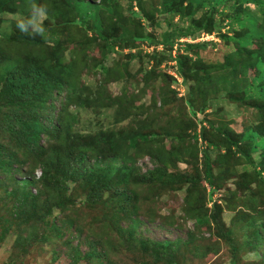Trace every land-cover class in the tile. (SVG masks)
<instances>
[{
  "label": "trees",
  "instance_id": "obj_1",
  "mask_svg": "<svg viewBox=\"0 0 264 264\" xmlns=\"http://www.w3.org/2000/svg\"><path fill=\"white\" fill-rule=\"evenodd\" d=\"M134 1H137L141 9L140 12H133V17L142 13L140 18L148 19L153 27L162 29L160 36L150 32L146 33L141 28V22H138L139 30H136L134 37L127 36L126 34L131 30L124 32L121 28V25H124V20L117 15L119 8L117 0H100L98 3L90 0H64L68 8L73 11V15L69 17L62 13L56 14L54 18H48L44 25L47 32H44L43 35L35 34L31 30L27 34L22 33L16 26L17 22L13 24L14 29L10 36L0 33V176L13 179L19 169H26L23 171L26 176L24 180L13 179L14 184H17L21 190L14 189L8 192L9 195L16 198L15 215L23 217V220L16 222L11 215L0 214V236L13 231L18 234L16 243L20 242L22 238L20 233L30 220H46L47 222L54 215V210L68 212L73 209L76 199L74 193H70L68 190V185L72 184L85 195L84 203L88 207L91 208L97 204L106 205V208L111 209V217L114 220L121 219L125 210L128 213L139 210V193L136 186H145L147 183L149 186L155 185V187L161 186L162 188L187 186V211L195 219L197 225L199 227L214 225L219 229L221 238L224 236L226 240L233 243L227 234L230 231H222L218 215L214 211L208 214V210L202 206V201L206 199V190L201 189L202 182L209 184L210 189L214 192L216 190V168L225 165L223 162L229 161V157L233 156L235 159L237 157L248 162L255 169L264 187V124L254 132L247 131L242 134H234L230 130L210 125L213 132L209 133L210 130L202 127L199 136L197 134L198 127L191 123L189 127L195 131L191 136L194 141L192 143V140L187 139L189 136L186 131L178 132L179 125L172 121L173 116L169 117L167 113L163 114V118L168 119L160 124L155 118H152L151 122L147 118L140 119L138 114L137 116L135 114L136 111L137 113L142 111V108L137 109L140 107L137 106V96L133 95L130 90L113 96L107 87L105 88L106 82H101L93 87L77 85L74 88L78 90V94H83L79 96L78 102L84 103L96 112L116 108V116L112 123L107 125L108 127L84 134L75 131L72 125L77 122L78 118L69 112L67 105L62 109L68 118H65V121L61 120L59 127H51L50 137H42L47 126L40 117V110L45 108L50 97L58 95L64 88L63 78H66L58 77L56 75L58 71L53 74L54 77H51L48 67H53L57 61L65 57V54L61 52L62 48L71 46V43L65 45V42L74 44V49L72 48L73 62L67 71L77 70L79 81L82 67L80 56H84L85 52L76 48L85 46L87 41H98L105 46L106 54L103 55V60L97 66L103 76L102 80L105 81L107 78L119 80L124 75L126 78L132 76L128 64L120 65V67L106 64L110 53H115L121 45V48L130 51L139 49L138 53L130 52L128 55L131 61L138 59L140 62L137 71L142 82V85L139 82L140 97L148 91L153 93L154 82L157 81L160 74L157 69L166 61L169 63L175 61L176 65L173 69L176 70L177 75L183 79L184 83L193 81L190 100H186L190 120L196 117L198 112L202 113L207 108L206 104L199 105L198 99L195 97L196 88L207 97L204 81H208V83L222 81L227 85L231 80L235 82L239 75H245L248 69H254L257 75H255L251 86L245 90V96L240 98V101L246 102L249 107L253 106L264 120V0H161V9L156 11L160 16L169 15L170 17L156 23L144 12L141 0H131L130 8L134 9ZM227 2L233 3L231 5L233 12L227 16V19L231 20L229 25H231L230 29L235 33V36L226 39L235 43L237 54L230 53L227 56L228 61L222 75L214 79L211 71L213 73L216 68L207 66L200 57V51L207 47L206 43H187L184 47L180 45V48L177 47L176 58H173L172 51L182 38L192 37L201 31L213 34V20L208 21L206 18L203 21L207 23L201 24L193 17L200 8L210 7L211 10L219 11L218 7L226 5ZM250 6H254L257 13L251 10ZM19 8L23 13H27L29 9L25 0H0V16L8 11L15 12ZM257 14L260 15V18ZM176 16L191 22L190 26L187 29L177 30L178 32L170 30L171 24L168 22L170 18L173 20ZM54 19L57 22L49 26V22ZM165 22L167 23L166 27L162 26V23ZM67 30L71 34L68 33L69 37L65 38ZM79 30L86 37V40L80 42L81 45L75 42L78 39ZM144 44L154 47L153 53L147 55L142 53ZM254 44H258L259 48L251 49ZM159 46L164 48L163 51L157 50ZM243 53H246L245 60L241 58ZM145 57H148V62L151 63L148 68L144 66L143 58ZM201 68L207 72L204 73ZM202 73H204L205 80L200 76ZM69 75L70 73H68ZM199 79L201 85L197 87ZM257 89L261 103L252 104L248 101L251 96L247 94ZM235 90L236 87L227 92L229 98L234 99L233 91ZM163 94L155 96L156 100ZM84 95L87 99H83ZM169 102L170 98L166 96L162 100V106H166ZM129 117L132 121L128 125H124L123 122ZM167 123H171L173 127L164 130V135L151 128L163 124L165 127ZM125 128L129 131H126ZM212 136L214 137L212 138ZM200 137L207 143V146L202 150L203 169L195 167L191 175L170 171V168L176 166V161H185L187 164L189 162L191 164V155L194 160H198V138ZM164 139L173 141H171L172 147L169 151H165L162 144ZM185 143L186 147L183 145ZM211 148L223 151V154L219 158L213 159L210 154ZM258 150H262L260 161L254 162L252 155ZM144 152L155 157L157 165L147 175H140L135 162L137 157ZM121 153L122 155H120ZM102 159H110L112 162L108 165H99V161ZM33 163L36 166L41 165L43 168L38 179L31 172ZM129 163H131L130 166ZM14 165L18 167L15 168ZM238 166L231 167L230 177L234 176L233 170ZM237 175L240 189L237 192L239 197H242L245 190L243 179L247 178L246 174ZM35 185L40 186L39 194L31 192V187ZM193 191L196 192L194 196ZM257 191L263 200L264 194ZM250 199L255 202L259 200V195L253 194ZM41 206L45 208L43 214H39ZM256 206L257 208L250 206V209L252 208L251 210L256 213L263 211L264 205ZM248 221L251 222V220ZM49 228L55 231L59 229L53 223ZM144 239H135L133 243L155 261L164 260L167 262L166 264H184L179 256V252L182 253L181 244L192 242L189 240L182 243L181 240ZM250 239L247 244L255 251L264 245V223L255 230ZM0 245H2L1 237ZM238 249L235 248L234 251L237 252ZM261 259L264 264V253L261 255ZM139 264L149 263L144 258Z\"/></svg>",
  "mask_w": 264,
  "mask_h": 264
},
{
  "label": "rangeland",
  "instance_id": "obj_2",
  "mask_svg": "<svg viewBox=\"0 0 264 264\" xmlns=\"http://www.w3.org/2000/svg\"><path fill=\"white\" fill-rule=\"evenodd\" d=\"M25 1L29 7L27 13H23L19 8L15 12L8 11L1 14V34L10 36L14 29L13 24L20 18H28L30 16L31 5L34 1L36 5L46 8L47 19L43 21V28L45 21L48 18H54L56 14L65 13L69 17L73 15V11L68 8L64 0ZM90 1L100 2V0ZM117 1L119 4L117 15L124 20V25H121V28L124 32L131 30L130 33L126 34L127 36L134 37L136 30H139L138 22H141V28L146 33L150 32L156 36L161 35L162 29L153 27L148 22V19L139 17L142 16V13H139V16L133 17L132 13L140 12L141 9L137 1L133 2L134 9L130 8L131 0ZM141 2L144 12L148 14L153 22L156 23L159 20L165 21L170 17L169 15L160 16L156 11L157 9H161V0H141ZM232 4V2H227L226 5L219 6V11L211 10L210 7L198 9L193 18L199 20L201 24L207 23L203 21L206 18L208 21L213 20L214 33L207 34L205 31H201L192 37L182 38L174 46L172 51L173 58H176L177 47H184L187 43H206L207 47L200 51V57L207 66L216 68L213 73L211 71V75L214 79L219 78L227 64V56L230 53L237 54L235 43L226 39L227 37L235 36V33L230 29L231 25H229V22L231 20L227 19V16L233 12L231 9ZM250 8L256 12L254 6H250ZM257 16L260 18L259 14ZM56 22V19L51 20L49 26H52ZM168 24H171L170 30L180 31L182 28L187 29L191 22L176 16L173 20L170 18ZM193 25L195 26V24ZM162 26L166 27L167 23H162ZM44 30L46 33V28ZM68 33L69 30H67L65 38L69 37ZM82 33V31H78V39L75 41L78 43L76 44L81 45L80 42L86 40L85 35H82ZM70 43L71 46H66V48H62L63 50H61L62 54H65V60L64 58H61L60 61L56 60L57 62L53 67H48L51 77H54L53 74L58 71L56 74L58 77L62 76L66 78H63L65 82L64 88L61 89L58 95L50 97L45 108L40 110V117L47 126L42 135L43 138L50 137L51 127H59L61 120L65 121V118H68L62 109L67 105L69 112L78 118L77 122L72 125L75 131L84 134L85 132H94L101 128L105 129L107 125L109 126L116 116V108L96 112L84 105V103L78 102L80 100L79 96L83 94H78V90L74 88L77 85L79 87H93L94 85H99L101 82H106L104 86L105 88L107 87L113 96L121 95L128 90L137 96V106H140L137 109L142 108V111L138 113L136 111L135 114L136 116L138 114L140 119L147 118L151 122L152 118H155L158 120L157 123L160 124L161 122H165V119H168L163 118V114L167 113L169 117L173 116L172 121L179 125L178 132L184 133L186 131V134L189 136L187 139L190 140H192L191 136L195 132L193 128L189 127L191 123H194L198 127L197 134L199 136L202 127H206L210 130L209 133H212L213 130L210 125L230 130L234 134H242L247 131L254 132L259 126H263L264 124L260 113L253 106L249 107L246 102L240 101V98L245 96V90L251 86L255 75H257L254 69H248L245 75H239L235 82L231 80L227 85L222 81L212 83L204 81L207 97L197 91L198 88L195 90V97H197L199 105L206 104L207 108L202 113L198 112L197 116L190 120L186 100H190L193 81L184 83L183 79L177 75L176 70L173 69L174 65H176L175 61L170 63L166 61L157 69L160 74L157 81L154 82L153 93L148 91L140 97L141 86H139V82L141 85L142 82L140 76L137 74L140 62L138 59L131 61L128 55L130 52L138 53L139 49L130 51L129 49L121 48V45L115 53H110L106 64L119 67L120 65L128 64L130 65L129 70L132 76L126 78V75H124L119 80L107 78V80H110L105 81L104 79L102 80L103 76L99 71L100 68H97L103 60V55L106 54L105 46L98 41H87L85 46L80 48L78 46L76 48L81 52H85L84 56H80L82 67L80 69L81 77L79 81L77 70L67 71V68L73 62L72 48L74 44L72 45V42H65V45ZM258 46V44H254L251 49L259 48ZM163 49L162 46L157 48L158 51H163ZM153 51L154 47H148L147 44H144L141 52L147 55L153 53ZM241 58L245 60L246 53H243ZM143 60L145 67L151 66V63L148 62V57L143 58ZM201 69L204 73L207 72L204 68ZM68 73H70L69 76ZM204 73L200 74L202 78L204 77ZM203 79L205 80V77ZM200 82L199 79L197 87L201 85ZM235 87L236 90L233 91L234 99H231L227 92ZM254 91L247 94L251 96L248 101L252 104H259L261 103V98L257 95L258 89ZM161 93L164 94L156 100L158 94L160 95ZM166 96H169L170 102L166 106H162V100ZM83 99H87V97L84 95ZM131 121L132 119L129 117L123 124L128 125ZM172 127L171 123H167L165 127L163 124L158 127L152 126L151 128L155 132H162L164 135V130ZM187 128L190 129L187 130ZM125 130L129 131L127 128ZM200 138H198V160H194L191 155V164L190 162L187 164L185 161H176V166L170 168V171L191 175L195 167L203 169L202 150L207 146V143ZM171 141V139H164L162 142L165 151H169L172 147ZM186 143L188 145V141ZM186 143L183 144L184 147H186ZM261 151L258 150L253 153L252 160L254 162L260 161ZM210 154L213 159H216L223 154V151L211 148ZM229 159V161L223 162L225 165H220L215 170L216 190L212 192L209 184L205 182H202L203 187L201 186V189L206 190V199L202 201V206L208 210V214L214 211L218 215L222 231H230L227 234L233 243L226 240L224 236L221 238L219 229L214 225L212 227H199L197 225L195 219L187 211V186L162 188L161 186L155 187V185L149 186L147 183L145 186H136L139 193V210L131 213L125 210L121 219L114 220L111 217V209L106 208V205L97 204L91 208L88 207L84 203L85 195L82 194L80 189H77V186L72 184L68 185V190L70 193H74V198L76 199L73 209L68 210V212L54 210V215L47 222L46 220H30L20 233L22 237L20 242L16 243L18 234L13 231L0 236L2 242V245H0V264H139L144 258L149 264L167 263L164 260L155 261L150 255L142 252L139 247L135 246L133 242L138 238L154 241L181 240L182 243L188 240L192 241L190 244H181L180 250L182 253L179 252V256L184 264H263L261 255L264 253V245L255 251L247 244L251 240L250 238L255 230L259 229V226L264 223V207L260 213L251 210L253 207L257 208L256 205H264V197L262 200L257 191L259 190L264 194L263 182L248 162L242 161L237 157L235 159L233 156L229 157ZM155 160L156 158L147 152L139 155L135 162L139 174L147 175L149 172H152L157 165ZM111 162L110 159H102L99 161V165H108ZM130 165L131 163H129ZM233 165L239 166L235 167L233 170L234 176L230 177V170ZM14 166L15 168L18 167L17 165ZM25 170V168L19 169L14 174L13 179L18 181L24 180L26 176L23 171ZM42 170L41 165L36 166L33 163L31 166V172H33L37 179L41 176ZM237 174H246L247 178L243 179L245 190L242 197L238 195L240 189ZM13 179L12 177L0 176V214L7 213L16 222H20L23 220V217H19L14 213L16 198L8 193L14 189L21 190L17 184H14ZM31 192L39 194L40 186H32ZM194 193L196 194V192L193 191V196ZM253 194L259 195V200L253 202L250 199V196ZM250 206H252L251 209ZM113 209L116 210L115 208ZM44 212L45 208L41 206L39 214H43ZM248 220H251V222ZM52 223L56 224L59 228L57 231L49 228ZM235 248H239L237 252L234 251ZM26 250L28 251L27 253Z\"/></svg>",
  "mask_w": 264,
  "mask_h": 264
},
{
  "label": "clouds",
  "instance_id": "obj_3",
  "mask_svg": "<svg viewBox=\"0 0 264 264\" xmlns=\"http://www.w3.org/2000/svg\"><path fill=\"white\" fill-rule=\"evenodd\" d=\"M47 19V12L44 6H38L35 3L31 5V14L28 18L17 20L16 26L22 33H29V30L35 34L43 35V21Z\"/></svg>",
  "mask_w": 264,
  "mask_h": 264
}]
</instances>
